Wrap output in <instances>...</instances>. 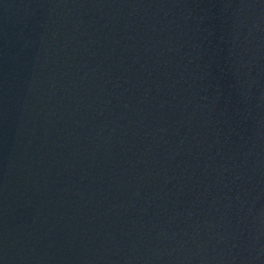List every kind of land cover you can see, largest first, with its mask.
I'll return each mask as SVG.
<instances>
[{
    "label": "water",
    "instance_id": "95a60500",
    "mask_svg": "<svg viewBox=\"0 0 264 264\" xmlns=\"http://www.w3.org/2000/svg\"><path fill=\"white\" fill-rule=\"evenodd\" d=\"M0 264H264V0H0Z\"/></svg>",
    "mask_w": 264,
    "mask_h": 264
}]
</instances>
